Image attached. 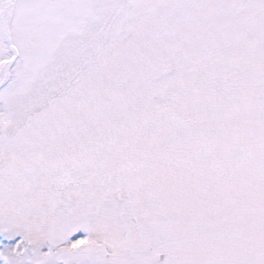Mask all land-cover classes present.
I'll use <instances>...</instances> for the list:
<instances>
[{"label":"snow or ice","instance_id":"1","mask_svg":"<svg viewBox=\"0 0 264 264\" xmlns=\"http://www.w3.org/2000/svg\"><path fill=\"white\" fill-rule=\"evenodd\" d=\"M0 264H264V0H0Z\"/></svg>","mask_w":264,"mask_h":264}]
</instances>
